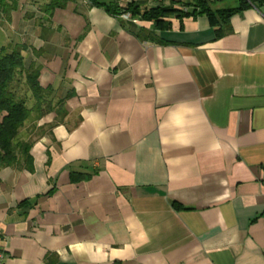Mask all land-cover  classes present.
I'll list each match as a JSON object with an SVG mask.
<instances>
[{
	"label": "crops",
	"instance_id": "obj_1",
	"mask_svg": "<svg viewBox=\"0 0 264 264\" xmlns=\"http://www.w3.org/2000/svg\"><path fill=\"white\" fill-rule=\"evenodd\" d=\"M49 1L0 20L42 90L32 170L0 168V264H264V0L218 38L119 15L192 0Z\"/></svg>",
	"mask_w": 264,
	"mask_h": 264
},
{
	"label": "trees",
	"instance_id": "obj_2",
	"mask_svg": "<svg viewBox=\"0 0 264 264\" xmlns=\"http://www.w3.org/2000/svg\"><path fill=\"white\" fill-rule=\"evenodd\" d=\"M70 1L74 0H50L49 6L64 7ZM253 1L238 0L239 3L236 7L214 8L213 3L208 0H192L186 4V10L171 5H158L140 11L136 6L129 4L121 10L119 15L129 13L132 18L139 15L141 18L151 21L155 29L168 27L165 18L171 13L178 17L206 15L215 27V38H218L228 32L229 18ZM92 2L96 4L95 0ZM138 35L160 43L166 42L157 38L153 31L142 30ZM23 72H25V82L36 100V105L31 108L26 106L23 97L16 95L13 88V83L18 81L17 77ZM37 78V68H24L20 50L0 51V168L11 166L32 170V157L29 155L30 143L22 141L19 134L31 112L39 111L38 103L42 97V90Z\"/></svg>",
	"mask_w": 264,
	"mask_h": 264
},
{
	"label": "rangeland",
	"instance_id": "obj_3",
	"mask_svg": "<svg viewBox=\"0 0 264 264\" xmlns=\"http://www.w3.org/2000/svg\"><path fill=\"white\" fill-rule=\"evenodd\" d=\"M42 1L43 0H0V20L2 18L6 20L9 15H12V10H15V13L19 14L20 11L28 10V5H38ZM18 77H20V75ZM20 81L21 80L18 79V81L13 83V88L21 97H25L26 89L29 91L30 88L28 86L26 87V85Z\"/></svg>",
	"mask_w": 264,
	"mask_h": 264
},
{
	"label": "built area",
	"instance_id": "obj_4",
	"mask_svg": "<svg viewBox=\"0 0 264 264\" xmlns=\"http://www.w3.org/2000/svg\"><path fill=\"white\" fill-rule=\"evenodd\" d=\"M82 1L84 3H86V4H92L93 3L92 0H82ZM121 16L125 17L127 19H131L132 18L129 13H123V14H121ZM134 21H135V19H134ZM4 255H5L4 251L2 249H0V259H2L4 257Z\"/></svg>",
	"mask_w": 264,
	"mask_h": 264
}]
</instances>
